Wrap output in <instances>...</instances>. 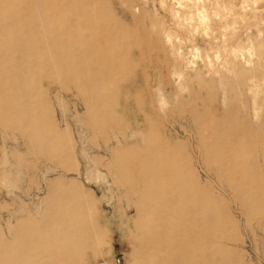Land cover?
I'll use <instances>...</instances> for the list:
<instances>
[{
  "label": "rangeland",
  "instance_id": "rangeland-1",
  "mask_svg": "<svg viewBox=\"0 0 264 264\" xmlns=\"http://www.w3.org/2000/svg\"><path fill=\"white\" fill-rule=\"evenodd\" d=\"M104 2L108 8L102 10L133 32L115 45L137 42L124 55L116 81L106 85L119 86L117 104L105 106L114 123L101 127L88 92L43 79L46 102L40 110L61 133L60 150L71 151V165L33 153L27 137L0 124V174L8 171L0 176V233L48 213L53 189L77 186L97 202L91 214L105 232L99 254L87 264H137L134 199L125 196L127 188L107 165L124 145L155 147L165 141L177 147L217 205L228 264H264V212L249 194L264 180V151L245 153L247 168L234 171L235 164L208 156L205 146L212 139L201 122L212 108L264 127V0ZM254 160L261 169L258 179Z\"/></svg>",
  "mask_w": 264,
  "mask_h": 264
},
{
  "label": "bare ground",
  "instance_id": "bare-ground-1",
  "mask_svg": "<svg viewBox=\"0 0 264 264\" xmlns=\"http://www.w3.org/2000/svg\"><path fill=\"white\" fill-rule=\"evenodd\" d=\"M106 5L104 0H0V124L27 137L33 153L52 156L58 166L67 167L72 153L60 150L62 135L40 110L46 102L43 79L88 92L101 127L114 123L105 106L117 104L119 86L106 85L116 81L124 55L137 42L115 45L133 32L104 12ZM201 122L212 139L205 146L208 156L235 164L234 171L247 168L245 153L264 151V127L258 129L251 118L208 108ZM132 145L116 151L107 169L134 199L137 264H228L217 205L177 147L165 141ZM253 164L258 179L261 169L256 160ZM249 194L264 212V180ZM47 201L49 212L38 221L27 218L0 233V264H87L99 254L105 232L91 214L97 202L77 186L53 189Z\"/></svg>",
  "mask_w": 264,
  "mask_h": 264
}]
</instances>
